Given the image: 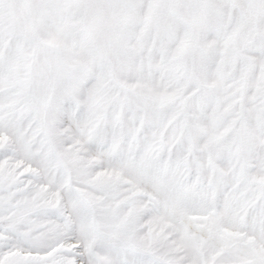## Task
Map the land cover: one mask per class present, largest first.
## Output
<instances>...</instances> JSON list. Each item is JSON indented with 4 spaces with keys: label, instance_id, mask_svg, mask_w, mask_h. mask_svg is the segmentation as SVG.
<instances>
[{
    "label": "snow or ice",
    "instance_id": "6c2138e0",
    "mask_svg": "<svg viewBox=\"0 0 264 264\" xmlns=\"http://www.w3.org/2000/svg\"><path fill=\"white\" fill-rule=\"evenodd\" d=\"M0 264H264V0H0Z\"/></svg>",
    "mask_w": 264,
    "mask_h": 264
}]
</instances>
